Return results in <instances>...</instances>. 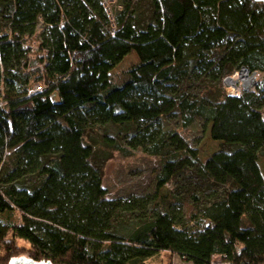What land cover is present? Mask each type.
Segmentation results:
<instances>
[{"label": "trees", "instance_id": "16d2710c", "mask_svg": "<svg viewBox=\"0 0 264 264\" xmlns=\"http://www.w3.org/2000/svg\"><path fill=\"white\" fill-rule=\"evenodd\" d=\"M120 8L111 16L103 0H0V264L23 252L53 264H150L163 251L194 264L217 254L264 264V83L239 96L217 89L234 70L264 72V4ZM131 52L139 61L116 85L111 71ZM171 115L210 125L223 148L202 163L181 131L163 128ZM107 124L128 149L161 158L158 188L180 179L170 196H108L86 139ZM184 201L198 214L186 218ZM7 212L20 222L5 224ZM127 220L132 228L119 232Z\"/></svg>", "mask_w": 264, "mask_h": 264}, {"label": "rangeland", "instance_id": "374dc122", "mask_svg": "<svg viewBox=\"0 0 264 264\" xmlns=\"http://www.w3.org/2000/svg\"><path fill=\"white\" fill-rule=\"evenodd\" d=\"M109 9V12L114 14L121 10V4L124 0H103ZM139 58L135 52L129 53L123 60L111 71L116 85L122 84L124 80L123 72L133 64H136ZM239 70H234L225 75L217 85L219 92L224 91L230 95H242L244 91L257 93L258 86L264 83V72L260 70L249 71V74L254 76L255 80L251 83H241V90L235 94L226 83V78L232 76ZM211 83V82H210ZM264 113V111H263ZM161 124L165 130L176 129L182 132L186 140L198 152L199 160L204 163L211 155L223 148L220 141H215L210 136V125L203 126L200 119L195 118L190 124L184 122L177 115L163 117ZM121 128L113 124L104 126H91L87 129L86 139L96 148V156L101 162L102 167V184L107 189L109 197H126L130 195H153L170 196L171 190L180 183L177 178L173 184H168L160 188L157 187V175L160 171L162 160L159 156H153L144 153L140 149H128L126 140L119 137ZM103 137L113 139L115 146L106 145ZM115 147H125L130 151V154L125 155L114 149ZM258 165L264 178V155L258 160ZM186 218L198 214L189 201L183 203ZM5 224L13 225L20 222L18 212H7L1 216ZM206 222L205 220L202 222ZM197 225L195 222H190V226ZM133 226L131 220H127L122 227H119V232L125 233ZM20 247H27L22 241H18ZM4 252H0V257ZM25 253V252H23ZM165 252H160L158 255L147 260L150 264H165L167 256ZM18 257V256H16ZM222 260L215 264L221 263Z\"/></svg>", "mask_w": 264, "mask_h": 264}, {"label": "bare ground", "instance_id": "6f19581e", "mask_svg": "<svg viewBox=\"0 0 264 264\" xmlns=\"http://www.w3.org/2000/svg\"><path fill=\"white\" fill-rule=\"evenodd\" d=\"M255 77L250 75L248 71H238L232 76L226 78V83L230 89L237 94L241 90V83H251Z\"/></svg>", "mask_w": 264, "mask_h": 264}, {"label": "water", "instance_id": "95a60500", "mask_svg": "<svg viewBox=\"0 0 264 264\" xmlns=\"http://www.w3.org/2000/svg\"><path fill=\"white\" fill-rule=\"evenodd\" d=\"M254 1L264 4V0H254ZM244 69L245 68H242V70ZM246 71H248V69H246ZM27 256H28L27 253H21L18 255L19 258L17 257L11 261V264H53L50 260L35 261L33 259L26 258Z\"/></svg>", "mask_w": 264, "mask_h": 264}, {"label": "crops", "instance_id": "0c3cea01", "mask_svg": "<svg viewBox=\"0 0 264 264\" xmlns=\"http://www.w3.org/2000/svg\"><path fill=\"white\" fill-rule=\"evenodd\" d=\"M164 254H166L167 258V262L165 264H194L191 261H186L184 260L181 256L177 255V254H170L168 252H165ZM218 264H227L226 262H221Z\"/></svg>", "mask_w": 264, "mask_h": 264}, {"label": "built area", "instance_id": "2783aa9c", "mask_svg": "<svg viewBox=\"0 0 264 264\" xmlns=\"http://www.w3.org/2000/svg\"><path fill=\"white\" fill-rule=\"evenodd\" d=\"M114 15V14H113ZM111 16H112V13H111ZM246 70V69H244ZM242 71V70H241ZM249 72V71H248ZM41 90V86L39 85H36L35 86V89L34 91L37 92V91H40ZM222 258H221V255L217 254V255H214L213 258H212V263L215 264L216 262L220 261Z\"/></svg>", "mask_w": 264, "mask_h": 264}]
</instances>
